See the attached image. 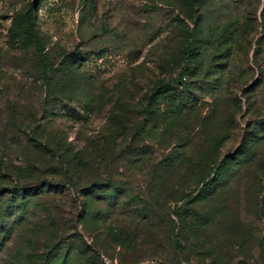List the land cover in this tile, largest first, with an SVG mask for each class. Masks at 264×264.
I'll list each match as a JSON object with an SVG mask.
<instances>
[{
  "label": "rangeland",
  "instance_id": "374dc122",
  "mask_svg": "<svg viewBox=\"0 0 264 264\" xmlns=\"http://www.w3.org/2000/svg\"><path fill=\"white\" fill-rule=\"evenodd\" d=\"M31 1L0 0V186L13 182L20 168L32 180L67 183L60 154L45 148L54 142L86 159L87 173L95 171L116 102L131 104L120 114L127 123L142 118L135 106L153 82L185 68L176 88L180 108L189 112L217 100L222 134L232 136L224 153L248 131L262 143L254 170L264 166V0H35L47 58L81 52V70L95 81L92 108L46 100L36 47L9 41L13 16ZM178 15L196 21L189 47ZM157 105L167 108L162 100ZM32 114L39 118L35 148L16 127ZM214 116L208 107L198 115L208 133ZM155 124L133 152L103 164L107 186L82 196L73 187L43 183L41 190L0 195V264H264V218L248 195L250 184L237 179L213 199L188 202L183 213L184 194L196 189L185 175L202 166L209 143L198 122L190 142L181 136L171 145L169 131L152 129Z\"/></svg>",
  "mask_w": 264,
  "mask_h": 264
},
{
  "label": "trees",
  "instance_id": "16d2710c",
  "mask_svg": "<svg viewBox=\"0 0 264 264\" xmlns=\"http://www.w3.org/2000/svg\"><path fill=\"white\" fill-rule=\"evenodd\" d=\"M190 2H195L191 0ZM35 0H32L26 9L16 14L12 18L11 26L9 27V41L15 48L27 49V44L35 46L41 55V63L39 68L40 79L44 84V98L46 100L54 99H71L83 103L87 107H94L98 98L93 93V80L88 77L81 70V52L79 50L71 51L70 53L62 52L59 58L52 61L47 58L42 43L43 37L39 29L36 28V13H35ZM178 19L182 22L186 29V43L187 47L195 40L197 33L196 21L192 18H186L178 15ZM189 51H184V58L188 60ZM188 72L185 68L177 75L169 79L159 78L154 81L150 91L144 96L139 105L135 106L136 111L143 114L142 118L135 119L133 122L127 123L120 114L124 111L130 110L131 104H124L122 101L116 102L111 109L110 120L107 123L108 133L103 136L101 141L103 148H101L99 157H96L94 162L95 171L87 173L85 168V160L78 158L77 153L62 145L59 142H54L51 147L46 145L45 148L51 153L60 154L61 171L67 183L62 182H49L43 183L54 186L55 188L70 186L78 191L82 196L87 195L86 190L95 189L96 186L109 185L110 177L106 174L101 177L100 169L103 164L108 160L116 161L123 158L125 155L134 151L138 143L139 137L146 130H149V125L156 122L154 127L161 128V132L167 130L169 135L172 136L171 143L177 142L183 137V140L191 141V135L195 131L194 123L200 128V133L205 136V142L209 143L211 150L209 155L200 158L199 169L191 175L186 174L187 180H192L195 184V194H184V203L180 208L183 213H187V203L194 200L213 199L218 196L222 190H225L230 183H235L238 180H245L249 183L248 195L255 198V206L258 213L264 218V166L256 168L255 162L261 160L257 153V148L262 144L257 137L251 136L248 131L244 133L241 138L239 146L231 151L224 153L223 149L226 144L232 139L231 134H222L221 123L218 122L216 111L221 113L217 100L211 103H203L201 106L196 105L193 110L184 112L180 107V94L176 88L181 83V79ZM90 82V83H89ZM166 102L167 108L162 110L158 101ZM169 103V104H168ZM237 107L238 105L235 104ZM44 106V103L43 105ZM204 107L210 108L211 123L214 133H208L204 125V120L209 113L205 114L206 117L198 119V115ZM234 113H231L233 115ZM230 115V116H231ZM230 118V117H229ZM198 122V124H197ZM232 122V119L230 123ZM39 118L32 114V117L27 122L17 125V129L23 132L26 141V146L34 147L40 135H38ZM148 128V129H147ZM171 130V131H170ZM155 133V130H154ZM157 133V131H156ZM38 135V137H37ZM153 144H159L157 136L154 135ZM185 146V145H184ZM31 147V148H32ZM35 148V147H34ZM92 164V162L90 161ZM170 167V166H169ZM170 170V168H168ZM151 173H155L151 170ZM28 173L19 169L16 173L14 181L9 185L0 186V195L6 192L20 191L28 188H35L41 190L43 187L42 181L32 180L28 177ZM248 190V189H247ZM247 192V191H246ZM185 209V210H184ZM180 210L178 212H180ZM203 225V224H201ZM262 249L264 248V237L260 240ZM92 256L96 254L95 249L89 248ZM262 257L264 258V249L262 250ZM47 260V258H46ZM51 260V258L49 259ZM52 259L50 262L44 264H59L57 259ZM62 263V262H61ZM85 264H92L90 260Z\"/></svg>",
  "mask_w": 264,
  "mask_h": 264
}]
</instances>
